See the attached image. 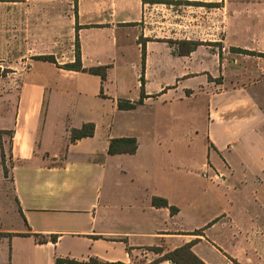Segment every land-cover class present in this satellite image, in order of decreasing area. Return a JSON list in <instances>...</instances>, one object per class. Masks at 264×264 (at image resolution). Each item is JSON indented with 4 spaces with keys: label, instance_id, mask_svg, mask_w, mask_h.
<instances>
[{
    "label": "crops",
    "instance_id": "obj_1",
    "mask_svg": "<svg viewBox=\"0 0 264 264\" xmlns=\"http://www.w3.org/2000/svg\"><path fill=\"white\" fill-rule=\"evenodd\" d=\"M144 2L0 1V93L16 95L1 129L20 218L0 225V264H174L162 256L188 242L206 264H264V23H243L225 55L212 38H186L199 44L179 54L181 39L139 24ZM64 34L84 67L109 65L105 79L63 66L74 60L56 54ZM142 86L141 102L118 107ZM85 122L93 134L70 141ZM121 136L135 152L108 153Z\"/></svg>",
    "mask_w": 264,
    "mask_h": 264
},
{
    "label": "rangeland",
    "instance_id": "obj_2",
    "mask_svg": "<svg viewBox=\"0 0 264 264\" xmlns=\"http://www.w3.org/2000/svg\"><path fill=\"white\" fill-rule=\"evenodd\" d=\"M74 3L75 10L76 0ZM144 3L139 24L147 29L150 39H162L163 35H169L171 44L186 38L202 41L219 39L217 49L220 56L222 52L225 55L228 49L231 51V40H238L243 23H254L259 19L264 23V0H145ZM62 36L63 41L58 45L56 54L60 61L65 62L74 56L77 41L75 36L71 40L70 34ZM222 46L224 50H221ZM118 65L113 70V76L120 68ZM6 71L4 68L3 73ZM2 96L0 93V129L3 119L9 121L12 118L16 103L15 94L4 100ZM3 101L6 111L1 109ZM10 136L11 130L0 132V225L3 226L20 220L11 189V159L7 152Z\"/></svg>",
    "mask_w": 264,
    "mask_h": 264
},
{
    "label": "trees",
    "instance_id": "obj_3",
    "mask_svg": "<svg viewBox=\"0 0 264 264\" xmlns=\"http://www.w3.org/2000/svg\"><path fill=\"white\" fill-rule=\"evenodd\" d=\"M77 41V37H76ZM177 42V52L179 54H188L190 51L195 49V47L199 44V41L196 40H188L181 39ZM144 52V50H143ZM247 52V50H246ZM252 54H254L253 51ZM259 55H264V53H259ZM39 58L47 59L50 61H55V58L51 55H43L39 56ZM65 68L86 71L89 73L100 75L102 79L106 78V72L109 65H95L84 67L81 62L79 45L78 41L76 42V51L74 54V60L72 62L64 63ZM145 96L144 88L141 87L140 98L137 101H129V100H119L118 107L122 109L133 108L137 103L141 102L143 97ZM3 129H0V132H3ZM94 132V123L93 122H85L80 127H72L69 129V140L75 141L76 139L91 136ZM137 148V139L134 136H121V137H113L110 139L108 144V153H133ZM152 204L155 206H168V202L165 198L154 196L152 198ZM171 209L175 207L170 206ZM52 240L55 239V236H50ZM39 240H45L44 237L39 238ZM191 242L185 243L184 245L177 247L167 253H165L162 258L171 260L174 264H206L202 259H200L197 255H195L191 249ZM89 264H125L121 262H105L99 259L91 258Z\"/></svg>",
    "mask_w": 264,
    "mask_h": 264
}]
</instances>
